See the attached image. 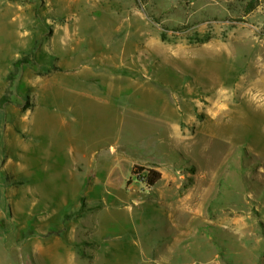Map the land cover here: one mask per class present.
I'll list each match as a JSON object with an SVG mask.
<instances>
[{
	"label": "rangeland",
	"instance_id": "rangeland-1",
	"mask_svg": "<svg viewBox=\"0 0 264 264\" xmlns=\"http://www.w3.org/2000/svg\"><path fill=\"white\" fill-rule=\"evenodd\" d=\"M67 22L79 37L127 42L128 60L109 53L83 66L168 88L177 122L157 135L154 115L130 106L150 100L138 86L120 109L108 90L83 87L24 122L61 79ZM73 138L100 150L113 141L129 162L160 158L129 165L122 188L93 189L112 205H83L74 196L87 190L63 179ZM146 169L162 174L152 187ZM90 208L107 264H264V0H0V264H101L61 246L84 240L71 229Z\"/></svg>",
	"mask_w": 264,
	"mask_h": 264
},
{
	"label": "crops",
	"instance_id": "crops-1",
	"mask_svg": "<svg viewBox=\"0 0 264 264\" xmlns=\"http://www.w3.org/2000/svg\"><path fill=\"white\" fill-rule=\"evenodd\" d=\"M80 30L81 26L79 27V22H67L61 25V79H51V82L47 84V88L44 92L45 94H47L48 100H41V102H39V106L34 108L32 112H29V116L26 119H23L25 120L24 122H31V126L38 123L37 119H41L42 116L37 112L38 110H41L40 104L53 101L55 95L57 96V99H59L61 95L62 107V104L64 102H67L66 99L72 94H76V96L78 94H82L83 96L86 95L83 93H78V89L87 87L90 90L94 88L97 92V88L101 87L103 88L101 93L104 90H108L105 96H107V99L111 97V101L109 100L110 109L116 110L124 102L120 98V96L123 95L126 90H130L132 86H134L135 88L138 86L139 88H145L146 92L149 93L148 96L150 97V100L134 102L133 105L130 106L131 108H135L134 110H139L145 115L151 112L154 115L152 125L155 126L154 130H156L157 135L161 137V135L158 134V131L160 130V125L162 123L171 125L172 123L177 122L179 105L176 101V97L172 96L171 91L168 90V88H165L166 90H162V87L160 86L157 87L149 84L142 85L144 82H140L137 79H134L132 84L130 77L128 76L125 77L119 74L115 75V73L113 72L108 73L106 69L99 71L94 69L91 65H87L89 64L88 62L96 58L106 59V55L109 53H112L115 56V60H128L131 52L129 44L127 42L120 40L121 42H119V45L106 44L105 42L96 41V39H94V37H92L90 33H87L86 31L85 32L89 34V36L79 37ZM141 48H143V43H138L136 51L139 54ZM63 50L67 51V53H63ZM65 55H67V57H65ZM110 57L112 59V63L115 64L114 58L112 56ZM77 59L88 60H84L86 62H82V60L75 63V60ZM85 63L87 64L83 66V64ZM84 69L86 72H83V74H81ZM125 73L130 76L129 71ZM108 76L109 79H107ZM100 82L102 83L101 86L99 85ZM225 90L226 89H222V91ZM93 93L94 92L92 91L91 94ZM91 94H89V96ZM163 95L165 96V98H163ZM157 96H160V98L157 99ZM67 105L69 108V101ZM32 117H34V119L31 121ZM61 123L64 125L65 120H61ZM167 137H169V134H167ZM98 138L100 137H95V139L92 140V143L94 142L96 145H98ZM73 142L76 145H73V147H71L70 149L72 151V154L67 153V157H69L70 160L69 165L64 168L65 171L63 179L66 178L68 183H72V185H74L76 188H79V190L81 188L87 190L85 195H83V193H80L74 196V199L80 202V204L82 201L83 205H112L110 201L106 202L107 200L100 198L101 195L94 198L92 195L93 189H96L99 186L100 188L105 187L106 189L122 188L124 186L126 178L130 174L129 165H133L135 163L148 165L151 163H155L160 158H158L157 156L146 159L134 157V159L137 160L129 162L123 157L124 154L122 153V148L117 146V144L113 141L109 142L106 146H103L101 150L97 147H93L94 143L83 144L79 147L75 138H73ZM62 144L64 143L61 139V145ZM19 146L21 147L22 144L20 143ZM92 148H94V150L90 151V149ZM123 198H121V200H123ZM68 199L70 198L67 197V201ZM96 209L90 208L87 209L91 210L90 213H81V215L78 216L81 222L76 223L71 229L72 238H77L79 237V235L77 234V229L81 228V232L83 233H81L80 237L84 236V240L79 241V239L77 238L76 245L73 246L69 244L68 248L66 246H63V243L61 242V246L65 247L67 249V253L70 254L75 260L85 258L88 261L95 260L101 261V264H107L106 260L103 258L102 250H104V244L107 245L108 241L106 239H100L102 233H96L94 237V231L93 229H91L92 226H96L95 221H93L95 216L93 213L96 211ZM100 224L101 223H99L98 226ZM86 235L92 236V241H89ZM55 244L56 247H60L59 243L55 242ZM81 244L83 246H80ZM83 248H91L92 253H82ZM35 249L36 251H40V253H43L44 251L47 252V245H37L35 246Z\"/></svg>",
	"mask_w": 264,
	"mask_h": 264
},
{
	"label": "trees",
	"instance_id": "trees-1",
	"mask_svg": "<svg viewBox=\"0 0 264 264\" xmlns=\"http://www.w3.org/2000/svg\"><path fill=\"white\" fill-rule=\"evenodd\" d=\"M23 63V60H17L15 62V66H21ZM140 169H143L140 167ZM148 171L146 176H141L145 177L146 182L148 183L149 186H154L162 177V174L158 172L157 170L154 169H146Z\"/></svg>",
	"mask_w": 264,
	"mask_h": 264
},
{
	"label": "built area",
	"instance_id": "built-area-1",
	"mask_svg": "<svg viewBox=\"0 0 264 264\" xmlns=\"http://www.w3.org/2000/svg\"><path fill=\"white\" fill-rule=\"evenodd\" d=\"M143 176H146V175H143ZM142 178H143V180L145 181V183H147L146 180H145V177H142ZM147 184H148V183H147ZM148 186H149V185H148ZM151 187H152V186H151Z\"/></svg>",
	"mask_w": 264,
	"mask_h": 264
}]
</instances>
